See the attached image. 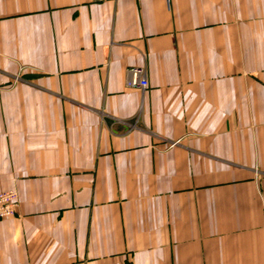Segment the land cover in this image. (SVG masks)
<instances>
[{"label": "crops", "instance_id": "0c3cea01", "mask_svg": "<svg viewBox=\"0 0 264 264\" xmlns=\"http://www.w3.org/2000/svg\"><path fill=\"white\" fill-rule=\"evenodd\" d=\"M8 189L0 264H264V0H0Z\"/></svg>", "mask_w": 264, "mask_h": 264}, {"label": "built area", "instance_id": "2783aa9c", "mask_svg": "<svg viewBox=\"0 0 264 264\" xmlns=\"http://www.w3.org/2000/svg\"><path fill=\"white\" fill-rule=\"evenodd\" d=\"M124 84L127 88H136L144 91L148 86L146 69L132 67L127 69ZM19 205L18 193L14 189L0 192V220L9 218L16 213ZM111 264H128L126 262H113Z\"/></svg>", "mask_w": 264, "mask_h": 264}]
</instances>
